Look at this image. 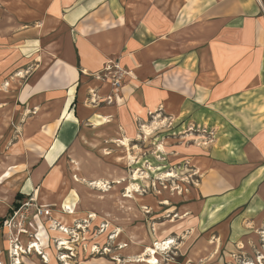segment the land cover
Masks as SVG:
<instances>
[{
  "label": "crops",
  "instance_id": "0c3cea01",
  "mask_svg": "<svg viewBox=\"0 0 264 264\" xmlns=\"http://www.w3.org/2000/svg\"><path fill=\"white\" fill-rule=\"evenodd\" d=\"M111 60L130 72L122 104L91 106L112 93L100 77ZM3 69L25 79L19 95L34 111L24 130L41 135L46 172L73 142L84 151L131 135L147 114L210 126L216 142L198 159L202 255L229 261L238 248L254 261L264 243V0H0Z\"/></svg>",
  "mask_w": 264,
  "mask_h": 264
},
{
  "label": "rangeland",
  "instance_id": "374dc122",
  "mask_svg": "<svg viewBox=\"0 0 264 264\" xmlns=\"http://www.w3.org/2000/svg\"><path fill=\"white\" fill-rule=\"evenodd\" d=\"M16 76L0 71V264H152L149 249L153 264H264V243L254 261L238 248L229 261L202 255L207 236L196 229L206 199L198 159L216 142L210 126L147 114L131 135L84 151L73 142L46 172L41 135L24 130L34 110L19 95L24 77L15 83ZM100 77L111 85L107 68ZM124 81L117 95L112 88V103L95 93L88 104H122ZM17 194L23 197L14 205ZM194 251L201 253L192 259Z\"/></svg>",
  "mask_w": 264,
  "mask_h": 264
},
{
  "label": "built area",
  "instance_id": "2783aa9c",
  "mask_svg": "<svg viewBox=\"0 0 264 264\" xmlns=\"http://www.w3.org/2000/svg\"><path fill=\"white\" fill-rule=\"evenodd\" d=\"M107 71L109 72V78L111 81V85L114 93L117 95L119 90L122 88V83L125 79V75H130V72L125 70L118 61H112L107 66ZM108 103L113 102V96H109L107 98Z\"/></svg>",
  "mask_w": 264,
  "mask_h": 264
},
{
  "label": "bare ground",
  "instance_id": "6f19581e",
  "mask_svg": "<svg viewBox=\"0 0 264 264\" xmlns=\"http://www.w3.org/2000/svg\"><path fill=\"white\" fill-rule=\"evenodd\" d=\"M147 130V129H146ZM149 132V130H147V133ZM151 133V132H150ZM102 184V183H101ZM172 244V242H167V243H158L157 244V249H163L165 250L166 248H168L170 245ZM61 245H65V243H62ZM34 247L38 248V251H40V246L38 244H35ZM149 252L151 253V257L147 260L150 263H155L156 262V257L154 256L156 254V251L154 249H149ZM145 261V260H144Z\"/></svg>",
  "mask_w": 264,
  "mask_h": 264
},
{
  "label": "trees",
  "instance_id": "16d2710c",
  "mask_svg": "<svg viewBox=\"0 0 264 264\" xmlns=\"http://www.w3.org/2000/svg\"><path fill=\"white\" fill-rule=\"evenodd\" d=\"M22 197H23L22 194H17L14 205H17L18 201L21 200ZM16 207H18V206H16Z\"/></svg>",
  "mask_w": 264,
  "mask_h": 264
}]
</instances>
